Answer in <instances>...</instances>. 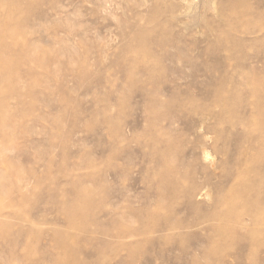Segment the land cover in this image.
Instances as JSON below:
<instances>
[{
    "label": "rangeland",
    "instance_id": "1",
    "mask_svg": "<svg viewBox=\"0 0 264 264\" xmlns=\"http://www.w3.org/2000/svg\"><path fill=\"white\" fill-rule=\"evenodd\" d=\"M21 1L0 0V264H222L200 241L218 200L264 208V0ZM159 131L174 150L165 181ZM162 191L174 220L194 221L191 205L204 218L187 252L140 237L132 258L122 213L164 223ZM262 245L264 223L214 252L264 264Z\"/></svg>",
    "mask_w": 264,
    "mask_h": 264
},
{
    "label": "bare ground",
    "instance_id": "2",
    "mask_svg": "<svg viewBox=\"0 0 264 264\" xmlns=\"http://www.w3.org/2000/svg\"><path fill=\"white\" fill-rule=\"evenodd\" d=\"M9 1L13 4L18 5L21 0H9ZM23 1H25V0H23ZM18 23L19 22L14 20V18H9L8 24L6 25L4 33H2L3 37H9V38L14 40L19 35H22L23 34L22 33V26H21L22 24L18 25ZM24 23L25 22H23V24ZM15 25H16V27H15ZM9 26L13 27L14 29L9 30L8 29ZM23 43L24 44L26 43L25 40L23 41ZM17 46L19 47V45H17ZM0 48H3L2 42H0ZM6 64H7L6 62L0 63V67L5 68ZM152 101L153 102L151 103V106H153V107H151V108H155L160 103L156 94H155V97L154 96L152 97ZM106 119L109 120L108 117ZM213 131H214V133H217L218 129L214 127ZM159 139H162L165 144H168V146H170L169 149H167L169 151L166 152V153H168V155H165L166 154L165 153L163 156V160H162L163 161L162 164H163L164 171H165V174H162V176H164L162 179L164 180L165 177H168L170 174H174L173 172H174L175 167L172 166L168 160L169 157L174 156V150L171 146V144H172L171 140L172 139H169V137L166 133H162L159 131ZM213 148L215 150L217 149L215 143L213 145ZM202 150H206L205 147H203ZM193 152H194V150H193ZM202 155H204L205 157L209 156L208 152H206V151L204 152V154L202 153ZM160 179L161 178H159V181H160ZM164 181H161V182H163L162 185H164ZM168 181H167V183H169ZM160 185H161V183H160ZM164 186H161V187H164ZM172 191H173L172 192L173 196L175 198H177V196H179L178 190L172 189ZM164 192L165 191H162V194L160 193L161 198H159V200L157 202L158 207H160L163 210L166 209V211H164V213H166L164 216V219H165L164 223H158L159 220L158 221L153 220L152 218L154 217V214H153V216H151V211H150V215H149V211L143 210V209L139 210V208L136 210L134 208H132L130 211L124 210V213H122L121 221H120L121 226L117 232V238L119 239L120 243L122 244V248L128 252L130 257L134 258L135 256H137V255L134 256L133 255L134 253H132V252H135L137 249L139 250V249L147 246V245H144L143 243L139 242L140 237H142V239L146 238L147 241H157L163 246V248H169L170 247L172 249H174V248L179 249L183 253L187 252L186 248L184 246V245H186V244H184L185 237L188 236V234H189L188 231H191L190 230L191 228L193 229V227L197 226V224H199V220L204 218V216L202 214L197 213L196 208L193 205H191V206L186 207L185 212H189V211L194 212L195 220H197V221L194 220V221H191L190 223H185V222L180 221V220H178V221L174 220L172 218V217H174L173 211L170 208L166 207L167 203L165 201V198H166L165 194H166V192H169V191H166L165 193ZM244 192H245V190H244ZM187 196H188V198H190L193 201L196 197H199L200 199L202 197H204V193L202 191L197 192L191 187V189L187 192ZM256 200L255 201L252 200L247 204H243L245 202H242L243 199L240 200L239 195L227 196L222 200L221 199L218 200L219 201L218 202L219 207L217 208V210L220 208V205H223L226 208V213L223 214L221 211L218 210L219 211L218 212L216 210L214 213H212V215L208 216L209 220H212L214 223L211 224V225H213L211 228V235L200 240V241H202L203 244H206L207 250H205V252H204L206 255V256H204V258H206L208 260L209 258L212 259V258L218 257L220 261H222L223 263H226V264L228 262L233 263V264H238V263L241 264L244 261L252 262L254 260L252 255L247 257V255H243L242 253H239L237 255H233V254L231 255L230 253H228L227 255L222 254L221 256H216L219 254V252L215 253L214 248H216L222 242H224L226 236L229 237V233L233 232V230H235L237 228H239L241 230H246L249 227L258 226V225L264 223V208L261 207V205ZM128 202H129V200H128ZM176 202H177V200H174V199L171 200V204L176 203ZM131 207H132V205H131ZM133 207H135V206H133ZM176 209H177V207H176ZM152 212H153V210H152ZM160 215L161 214H159L158 216L160 217ZM133 220H135L136 224L133 223ZM209 220H207V221H209ZM209 225H210V223H209ZM10 229H11V227H10V224H8V222H7V216L4 214L0 215V233H2L4 236H8V235H10L9 234ZM107 231H110V230L108 229ZM107 231L103 232V233H106L107 235H109ZM183 234H186V236H184ZM250 234H252V233L249 232V234H247L245 236H248ZM145 242L146 241H144V243ZM258 245H259V243H258ZM251 247L253 248V246H251ZM262 247H264V246L262 245ZM231 253H232V251H231ZM252 253H254V251ZM194 263H198V261L195 260Z\"/></svg>",
    "mask_w": 264,
    "mask_h": 264
}]
</instances>
